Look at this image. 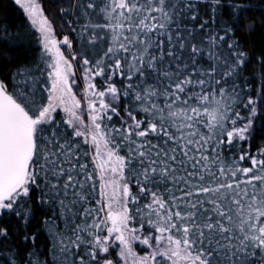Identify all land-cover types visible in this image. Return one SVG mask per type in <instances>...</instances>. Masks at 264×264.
<instances>
[{
    "label": "snow or ice",
    "instance_id": "1",
    "mask_svg": "<svg viewBox=\"0 0 264 264\" xmlns=\"http://www.w3.org/2000/svg\"><path fill=\"white\" fill-rule=\"evenodd\" d=\"M15 4L40 56L0 78V223L28 224L38 193L54 264H264V149L250 151L264 94L241 87L234 38L250 5L227 0L215 29L202 13L215 24L222 0H76L60 9H79L74 48L39 0Z\"/></svg>",
    "mask_w": 264,
    "mask_h": 264
},
{
    "label": "trees",
    "instance_id": "2",
    "mask_svg": "<svg viewBox=\"0 0 264 264\" xmlns=\"http://www.w3.org/2000/svg\"><path fill=\"white\" fill-rule=\"evenodd\" d=\"M233 3L236 0H232ZM244 4L250 5L248 11V23L253 25L249 30L247 27H241L235 31L234 38L242 47V50L247 53L248 59L243 71L241 80V87H244V81L251 88V96L253 98L257 95V89L264 94V88H261L259 81L260 75L264 74V64L258 63V58L264 57V0H242ZM40 3L53 23L56 35L61 38L68 35L74 42V48L79 47V42L75 39L76 33L72 28L78 29L77 15L79 13L78 7L75 9L74 15L71 11L61 12V8H69L76 5V0H40ZM201 7H206L202 5ZM203 18L208 21L209 28L219 29L221 24L229 25L232 23L231 12L227 6V0H222V10L218 11L216 15V23H212V14L210 10L202 13ZM199 23V20H198ZM29 27L26 15L22 8L15 4L14 0H0V78H10L12 74L24 67L34 66L40 56V48L36 45V41L29 39ZM223 34V33H221ZM7 39L12 43V48L2 46V41ZM74 91L78 95L83 92L82 71L79 68ZM247 93V89H245ZM242 114H245L242 112ZM114 121L118 123V118L114 117ZM253 139L251 142L252 153H256L260 149H264V108L258 112V116L253 125ZM87 148V146H84ZM227 154V153H226ZM85 162L89 163L91 169V158H86ZM247 165V161L245 162ZM38 193L32 195V216L28 224H21L15 218L11 222L5 219L0 223V227H7L8 238H0V249H7L11 251H18L21 260L26 264L29 259V253L35 252L39 254V258L46 261L47 264H54L52 256V241L49 236L48 226L45 221L53 220V212L47 206L41 207L38 199ZM57 223L59 218L57 217ZM15 225V226H13ZM63 225L60 224L62 230ZM35 237V243L31 240L25 241L23 237ZM0 264H3L0 259Z\"/></svg>",
    "mask_w": 264,
    "mask_h": 264
},
{
    "label": "rangeland",
    "instance_id": "3",
    "mask_svg": "<svg viewBox=\"0 0 264 264\" xmlns=\"http://www.w3.org/2000/svg\"><path fill=\"white\" fill-rule=\"evenodd\" d=\"M14 1H15V0H14ZM39 2H40V0H39ZM22 10H23V9H22ZM57 38H58V39H62L63 37L61 38V37L58 35ZM66 55H67V53H66ZM72 62H73L74 65H77V61H72ZM77 70H79V67H78V66L76 67V75H75V79H76L77 76H78V71H77Z\"/></svg>",
    "mask_w": 264,
    "mask_h": 264
}]
</instances>
